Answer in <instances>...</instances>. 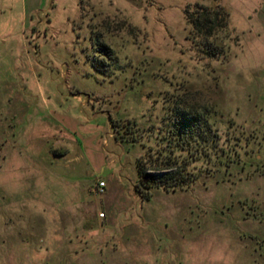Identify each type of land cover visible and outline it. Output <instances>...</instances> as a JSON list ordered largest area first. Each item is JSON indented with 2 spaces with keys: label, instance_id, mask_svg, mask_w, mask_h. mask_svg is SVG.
Listing matches in <instances>:
<instances>
[{
  "label": "rangeland",
  "instance_id": "374dc122",
  "mask_svg": "<svg viewBox=\"0 0 264 264\" xmlns=\"http://www.w3.org/2000/svg\"><path fill=\"white\" fill-rule=\"evenodd\" d=\"M195 3L226 25L193 33ZM176 105L210 112L218 157L188 164L189 188L142 200L136 160L166 146ZM29 148L59 182L0 188V264H264V0L0 7V171Z\"/></svg>",
  "mask_w": 264,
  "mask_h": 264
},
{
  "label": "trees",
  "instance_id": "16d2710c",
  "mask_svg": "<svg viewBox=\"0 0 264 264\" xmlns=\"http://www.w3.org/2000/svg\"><path fill=\"white\" fill-rule=\"evenodd\" d=\"M184 17L191 31L196 34L211 35L215 27L223 28L226 25V13L221 7L210 9L200 3L188 4L184 8ZM98 45L99 53L108 57V48L103 44ZM202 51L215 53L208 49ZM105 59L96 58L95 67H101ZM167 119L164 136L167 138L166 146L158 149L156 157L151 154L146 162L136 160L137 180L134 189L142 200H149L155 188L167 192L189 188L197 178L192 171H188V164L199 158L211 160L217 153L219 136L210 119V112L193 111L176 105L169 108ZM175 147L186 151L187 156L182 153L175 155ZM146 163H149L150 168Z\"/></svg>",
  "mask_w": 264,
  "mask_h": 264
},
{
  "label": "clouds",
  "instance_id": "9594fccd",
  "mask_svg": "<svg viewBox=\"0 0 264 264\" xmlns=\"http://www.w3.org/2000/svg\"><path fill=\"white\" fill-rule=\"evenodd\" d=\"M12 0H0V7H8ZM31 152L29 148L25 154L15 153L9 158V167L0 171V188L10 194L21 193L28 181H32L39 191L47 190L52 182H59L58 178L48 174L32 160L28 159L26 153Z\"/></svg>",
  "mask_w": 264,
  "mask_h": 264
},
{
  "label": "built area",
  "instance_id": "2783aa9c",
  "mask_svg": "<svg viewBox=\"0 0 264 264\" xmlns=\"http://www.w3.org/2000/svg\"><path fill=\"white\" fill-rule=\"evenodd\" d=\"M93 190L96 194L102 195L105 192V182L103 180H99Z\"/></svg>",
  "mask_w": 264,
  "mask_h": 264
},
{
  "label": "crops",
  "instance_id": "0c3cea01",
  "mask_svg": "<svg viewBox=\"0 0 264 264\" xmlns=\"http://www.w3.org/2000/svg\"><path fill=\"white\" fill-rule=\"evenodd\" d=\"M104 182H105V192H104L103 196L106 195L108 192V185H107L106 181H104Z\"/></svg>",
  "mask_w": 264,
  "mask_h": 264
}]
</instances>
